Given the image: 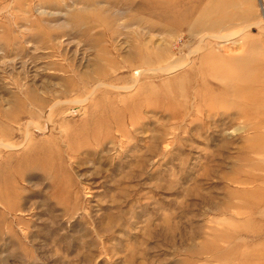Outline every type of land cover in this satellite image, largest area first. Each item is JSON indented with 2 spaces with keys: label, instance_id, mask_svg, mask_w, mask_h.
<instances>
[{
  "label": "rangeland",
  "instance_id": "374dc122",
  "mask_svg": "<svg viewBox=\"0 0 264 264\" xmlns=\"http://www.w3.org/2000/svg\"><path fill=\"white\" fill-rule=\"evenodd\" d=\"M0 264H264V0H0Z\"/></svg>",
  "mask_w": 264,
  "mask_h": 264
},
{
  "label": "bare ground",
  "instance_id": "6f19581e",
  "mask_svg": "<svg viewBox=\"0 0 264 264\" xmlns=\"http://www.w3.org/2000/svg\"><path fill=\"white\" fill-rule=\"evenodd\" d=\"M216 24H217V22H216V23H214L212 26H213V27H215V25H216ZM232 81H233V80H232ZM238 92H239V91H238ZM239 93H240V92H239Z\"/></svg>",
  "mask_w": 264,
  "mask_h": 264
}]
</instances>
